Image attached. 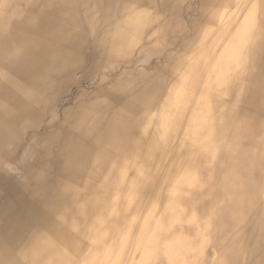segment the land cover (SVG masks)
Segmentation results:
<instances>
[{
    "label": "bare ground",
    "instance_id": "6f19581e",
    "mask_svg": "<svg viewBox=\"0 0 264 264\" xmlns=\"http://www.w3.org/2000/svg\"><path fill=\"white\" fill-rule=\"evenodd\" d=\"M0 190V264H264V0H0Z\"/></svg>",
    "mask_w": 264,
    "mask_h": 264
},
{
    "label": "rangeland",
    "instance_id": "374dc122",
    "mask_svg": "<svg viewBox=\"0 0 264 264\" xmlns=\"http://www.w3.org/2000/svg\"><path fill=\"white\" fill-rule=\"evenodd\" d=\"M73 91H74V90H73ZM73 91H72V92H73ZM134 237H135V235H132L131 239H133ZM126 252H127V253H125V257L130 255L131 250H128V251H126ZM123 264H125V262H124Z\"/></svg>",
    "mask_w": 264,
    "mask_h": 264
},
{
    "label": "crops",
    "instance_id": "0c3cea01",
    "mask_svg": "<svg viewBox=\"0 0 264 264\" xmlns=\"http://www.w3.org/2000/svg\"><path fill=\"white\" fill-rule=\"evenodd\" d=\"M1 196H2V193H1V190H0V201H1Z\"/></svg>",
    "mask_w": 264,
    "mask_h": 264
}]
</instances>
